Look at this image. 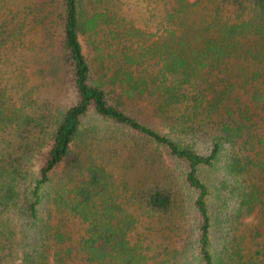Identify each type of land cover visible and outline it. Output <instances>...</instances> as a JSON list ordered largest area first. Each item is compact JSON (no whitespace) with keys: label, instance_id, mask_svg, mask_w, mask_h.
Segmentation results:
<instances>
[{"label":"trees","instance_id":"obj_1","mask_svg":"<svg viewBox=\"0 0 264 264\" xmlns=\"http://www.w3.org/2000/svg\"><path fill=\"white\" fill-rule=\"evenodd\" d=\"M128 1L0 0V264H189L135 232L183 188L191 261L264 264V0Z\"/></svg>","mask_w":264,"mask_h":264},{"label":"rangeland","instance_id":"obj_2","mask_svg":"<svg viewBox=\"0 0 264 264\" xmlns=\"http://www.w3.org/2000/svg\"><path fill=\"white\" fill-rule=\"evenodd\" d=\"M188 1L194 2L196 0H188ZM128 2L129 3L124 5L125 8L129 9L128 10L129 15L132 16L133 18L137 19L138 20L137 24L141 25V18H142V15L144 14V10H146V8H145L146 2L140 3V0H130ZM86 48H87V46H86ZM92 48H93V45L89 50L90 53L92 52ZM134 108L135 107L133 106L132 110H135ZM137 111L143 112L142 115L141 114L139 115L141 120H145L146 122H148L151 126H153L155 128H159L158 127L159 123H161L159 129L166 131V129L164 128V125H163L164 124L163 120L161 122V120L157 119V118L150 117V119H148V118L144 117V116L151 115V113L147 109H140V111L139 110H137ZM137 111H134V113L136 112V114H138ZM161 128H163V129H161ZM223 162L224 161H222V163ZM110 163H111L112 171H114L116 174H120L119 176H122L121 175V173H122L121 163H117L116 161H114V159H110ZM168 165L170 166V164H168ZM210 175L213 176L214 174H210ZM185 191H186V188H183L182 191H180V194L178 195L179 198L177 199V207L172 212V214H170L169 216L162 217L159 219L158 218H152V219L145 218L144 219V216L140 215L141 216L140 225L135 232L140 233L141 235L146 237V236H151L152 234H155V233H159L161 231H166L167 234L171 238V240H170V242H172L171 247L178 248L182 252V255L184 256L185 260L189 261V264H192V263L197 264L196 262L191 261L192 260V251H190V250L188 252L182 251L183 242L186 239H188V237L186 235L190 234V232H193V230L190 229V227H191V225H192V228L194 226L193 210L190 209V207H186L187 203L183 202V196L181 195ZM213 205H214V207L216 206L215 203ZM132 212H136L137 214L140 213V211H135V210H133ZM183 219H185V221H184L185 224L182 227L178 228L177 223L178 224L180 222L183 223ZM259 219H260V217H259ZM222 221H223V217L221 216L219 222L214 224L213 235H214V239H215L214 241H215L216 246H221L225 242L226 238L229 239L231 236H233V235H231V236H229V235L234 233L233 227H230L229 228L230 231L226 232V229H227L226 225H225V223H222ZM245 226L246 227L242 226V229L244 230L245 233H247L250 228H252V230H254L253 227L258 226V218L256 216H249L248 218H246V225ZM167 230H172V231H167ZM238 233H239V231H238ZM193 237H194V235H193ZM247 243L248 242H244V245H247Z\"/></svg>","mask_w":264,"mask_h":264}]
</instances>
